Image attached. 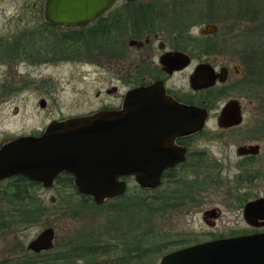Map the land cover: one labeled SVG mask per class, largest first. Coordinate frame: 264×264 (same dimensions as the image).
<instances>
[{
	"label": "flooded vegetation",
	"instance_id": "flooded-vegetation-1",
	"mask_svg": "<svg viewBox=\"0 0 264 264\" xmlns=\"http://www.w3.org/2000/svg\"><path fill=\"white\" fill-rule=\"evenodd\" d=\"M117 3L118 0L110 10L93 23L83 27H65L49 22L45 17L46 1L43 4H34V7L23 5L15 18H4L5 28L0 30V150L20 138L42 137L53 124L104 112L124 111L130 92L155 86L164 90L167 96L172 97L182 106L206 109L209 117L202 131L174 138L172 145L184 152V161L166 170L157 188L147 189L153 191L154 200L161 202L160 206H165L166 209L182 206L194 210L196 206H202L214 196L222 199L224 205L220 203L222 206L218 204L204 211V220L211 227H216L217 220L223 215L224 206L234 208L244 217L246 226L231 232L234 235L214 237L198 243L264 233V220H258L253 225L245 219L246 206L250 202L264 198V189L257 188L263 181L261 173L256 172L260 158L264 157V146L260 144V141L245 143L236 149L240 160L238 166L241 169L237 178L223 183V179L218 180L211 173L205 172L203 177L202 173L200 175V170L221 169L220 162L226 160L225 153L224 156L213 157L215 155L211 156V153L202 145L205 142L204 132L214 110H219L220 88L230 82L234 84L241 80L243 70L237 64L223 65L222 60L217 56L210 58L205 53L202 55L200 51L196 54L200 56L197 59L195 53L191 51L188 34H175L174 30L154 24L151 27H143L142 23H145L146 19L135 20L125 17L138 13L137 9L140 8L134 7L137 0L120 2L119 8H116ZM32 9L36 10L33 14L30 12ZM115 9H119V12ZM112 13L120 16L110 17ZM31 14L34 17H27ZM151 21L157 23L159 20ZM14 23L24 27L19 26L14 30L8 28ZM96 53L103 54L102 60L95 57ZM202 64L213 69L216 77L215 84L208 88L194 89L191 79ZM83 65L94 66L90 72L89 81L92 99L87 111L77 113L75 110L79 104L80 89H84V86H80L78 82V68ZM63 72H68L67 80L60 76ZM175 79L180 81L179 87L175 86L173 82ZM67 91L75 96L70 101V106L75 105V108L62 106L64 100L62 96ZM32 97L39 98L38 107L42 112L40 117L43 124L31 132L28 129V121ZM87 99L89 98H84V100ZM240 103L243 111L242 102ZM223 107L218 113L217 124ZM68 110L71 112H66ZM20 118L24 124L21 131L14 132L8 129L14 125V120L16 123L21 121ZM243 123L244 115L243 122L239 126L219 128L222 131H229L240 128ZM257 133L264 134V131H257ZM250 146L258 147V153L239 154L240 147ZM196 171L204 180L189 184L185 194L162 192L165 190V183L174 185L178 183V178L182 174ZM64 174H68L75 185V177L66 172L57 176L51 188H45L43 183H35L42 186L40 191H52L57 189L56 185ZM19 176L21 175L1 180L0 184L17 181ZM120 180L129 182L127 177H122ZM136 185L139 186L137 183ZM211 192L214 193L211 194ZM124 195L108 199L104 203H116L115 201ZM38 198L42 201L47 200V197L42 194L38 195ZM48 200L54 203L58 197L52 196ZM192 211L189 210V213ZM115 229L117 233H120L117 225Z\"/></svg>",
	"mask_w": 264,
	"mask_h": 264
},
{
	"label": "water",
	"instance_id": "water-1",
	"mask_svg": "<svg viewBox=\"0 0 264 264\" xmlns=\"http://www.w3.org/2000/svg\"><path fill=\"white\" fill-rule=\"evenodd\" d=\"M115 2L46 0L45 17L54 25L83 27ZM218 31V25L207 24L199 32L208 36ZM215 80L213 69L202 64L191 84L194 89L208 88ZM208 117L206 109L182 106L155 86L137 89L129 93L124 111L70 119L51 125L42 137H24L6 145L0 150V181L21 175L51 188L57 176L66 172L75 177L80 194L102 205L127 192L128 183L122 177L134 178L143 189L157 188L164 172L184 161V152L172 145L174 138L202 131ZM242 122L240 101H229L221 110L219 127ZM250 153H258V147L239 148L240 155ZM245 219L253 225L264 220V198L246 206ZM55 239L54 228H47L28 250L51 251ZM160 264H264V233L191 245L165 255Z\"/></svg>",
	"mask_w": 264,
	"mask_h": 264
},
{
	"label": "rangeland",
	"instance_id": "rangeland-1",
	"mask_svg": "<svg viewBox=\"0 0 264 264\" xmlns=\"http://www.w3.org/2000/svg\"><path fill=\"white\" fill-rule=\"evenodd\" d=\"M45 1L46 0H0V30L5 28L4 18H15V15L20 13L23 5L34 7V4H43ZM124 1L126 0H118L116 8H119L120 2ZM161 4H165V2L160 1L158 3L155 2V0H137V4L134 7L140 8L141 10L146 7L156 8ZM34 11L36 10H30L32 14ZM115 11L119 12V9H115ZM113 13L109 16H120L114 15ZM32 14L27 17H34ZM183 17L184 15L182 13L173 11L168 18H163L161 20L157 18L159 20L157 23L156 21H151L152 19L144 18L146 22L142 24L143 27H150L149 23L151 22L152 25H159L160 27L162 26L174 30L175 34H188L191 51L194 52L195 55L200 51L202 55L205 53L210 58L217 56L222 60L223 65L237 64L244 72L241 80H238V82L234 84L230 82L220 88L221 101L219 102V110H214L212 117L209 119L204 132L205 142L202 144L211 153V156L215 155L213 157L224 156L225 153L226 160L220 162L221 169L200 170V175L202 173L203 177L205 172L207 174L211 173L215 175L218 180L221 178L223 179V183H226L231 179L237 178V175L240 174L241 169L238 166L240 160L236 154V149L240 145L260 141V144L264 146V134L257 133V131H264V96L261 95L264 86L260 93L257 90H255V92H248V86L250 83L252 84L253 81L247 79L248 77L246 76L243 59L240 57L241 53L238 52L239 47L231 43V35H229L227 31H222V28L219 26V31L216 35L203 36L199 32L201 27L207 25V23L202 20L203 18L199 20L202 22L204 21L203 23L195 22V24L194 22H188L183 19ZM19 26L24 27V25L14 23L8 26V28L14 30ZM94 55L99 60L103 58L102 53H96ZM91 58L93 57L91 56ZM196 58L199 59L200 56L196 55ZM93 67L83 65L78 68V82L80 86H84V89H80L78 96L79 104L77 110H75L77 113L89 109L88 104L91 103L92 99V89L89 81L90 72ZM60 76L67 80L68 72H63ZM260 79H264V72ZM173 82L176 87L180 86V81L178 79H175ZM74 97L75 96L69 91L63 93L62 98H64V100L62 106L64 108L67 106L75 108V105L70 106V101L74 99ZM84 98L89 99L84 100ZM65 99L67 101H65ZM232 99L242 102L244 123L240 128L222 131L217 124V116L221 107ZM38 101V97H32L29 107L28 129H30L31 132L40 128L43 124L40 117V115L42 116V112L38 107ZM66 112L70 113L71 111L68 110ZM19 120L21 121H18V123L14 120V125L8 129L14 132L21 131L24 124L22 118ZM253 131H256V133H252ZM227 156L229 157L228 159ZM256 172H260L262 175L261 178L263 181L257 186V188L262 190L264 189V157L260 158ZM200 175L198 171L182 174L180 178H178V183L174 184L176 186L174 190L176 191L175 195L185 194L187 189H189V184L197 183L200 180L203 181L204 178H200ZM128 184V190L134 192L133 190H135L134 187L136 185L135 180L131 179ZM58 191V189L52 191L41 190L38 191V195L42 194L44 197H47V200H44V202L47 203H51L48 200L50 197L57 196L58 200L51 204H56L58 208L62 209L60 214H55L54 211L51 215L49 214L44 217L43 221L30 224H16V227L14 230L12 229L11 232L0 230V264H18L20 261H24L26 264H42L41 260L47 264H55L54 257L56 258L59 253L66 254L70 250L73 251V249L75 259H70L66 263L109 264L113 261V264H160L162 257L168 252L179 248L180 244L182 245L188 242L190 245H193L194 243L214 237L231 236L234 235L231 232L246 226L244 217L241 213L236 212L234 208L225 206L223 208V215L217 220L216 227L209 226L204 220V211L218 206L220 203L224 205L222 199H217L215 196V198L213 197L207 200L202 206H196L193 210L192 208L182 206L166 209L165 206H160L162 204L161 202L154 200L152 197L153 194H151L146 201L147 195L142 196L139 194L137 196L130 193L120 205L117 203L97 205L94 202L86 205L71 204L73 201L72 197L69 195H60ZM213 193L211 192V194ZM13 209L16 210L14 213L19 220L21 218L20 214H17L19 208L0 199V210H4L3 212L11 214L13 213ZM53 210H55V208ZM189 210L193 211L189 213ZM2 219L3 218H0L1 221ZM116 225L120 233H117L115 229ZM47 228H54L56 232L55 247L51 251L40 253V257H37L36 254L28 250V246L32 240ZM91 245H102V247L109 248L110 252L108 255L95 258L92 257L91 254L79 252V249ZM144 249H147V254L144 253V255L147 256L144 257V259L134 256L140 252L142 253ZM77 254L85 257L87 260L79 261ZM43 257L46 260H44Z\"/></svg>",
	"mask_w": 264,
	"mask_h": 264
},
{
	"label": "trees",
	"instance_id": "trees-1",
	"mask_svg": "<svg viewBox=\"0 0 264 264\" xmlns=\"http://www.w3.org/2000/svg\"><path fill=\"white\" fill-rule=\"evenodd\" d=\"M160 1L165 2V4L158 5L159 7L156 8L146 7L141 10L137 9L138 13L125 17L135 20L140 18H159V20H161L163 18H168L170 13L175 11L182 13L184 15L183 19L188 22L203 23L205 21L207 24L211 23L220 26L222 31H227V33L231 35V43L239 47L238 52L241 53L240 57L243 59L246 76L248 77L247 79L253 81V83H250L248 86V92H255V90L259 91V93L261 92L264 86V79H260L264 72V0H155V2L158 3ZM201 19L204 21H199ZM149 25L150 27L152 26L151 22ZM261 95L264 96V89ZM17 178V181L13 180L8 183L0 184V199L18 207L19 211H17V214H20L21 218L19 220L17 219L18 217H16L17 215L14 213L16 210L14 209L11 214L3 212L4 210H0V218H3L2 221L0 220V230L11 232L12 229L14 230L16 227V224L40 222L43 221V218L47 215L54 213V211L55 214H60L62 212V209L58 208L56 204L53 205L38 198V191L42 188L41 185L29 181L28 178L23 176ZM131 179L133 178H127L128 181ZM59 181L60 182L56 185V188L59 190L58 192L60 195H69L72 197L73 201L71 204L86 205L93 203L92 198H87L79 193L72 178L68 174H64L60 177ZM175 187V185L165 183V190L162 192L175 194ZM134 189V192L128 190L123 197L117 199L115 202L120 205L130 193L137 196L139 194L142 196L147 195L146 201L149 199V196L153 194V191L143 189L137 185H135ZM54 208L55 210H53ZM188 245L190 244L186 242L182 245L180 244L179 248ZM79 250V252L91 254L94 258L108 255L110 252L109 248L102 247V245H91ZM73 251L70 250L66 254L59 253L58 256L55 255V264H71L66 262L74 258ZM146 251L147 249H144L142 253L140 252L134 256L144 259V257L147 256L144 255V253L147 254ZM36 256L40 257V254H36ZM77 257L79 261L87 260L83 256L78 255ZM43 259L46 260L44 257ZM41 261L42 264H47L43 260ZM112 262L113 261L109 264H113ZM18 264L26 263L20 261Z\"/></svg>",
	"mask_w": 264,
	"mask_h": 264
}]
</instances>
